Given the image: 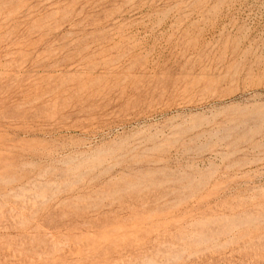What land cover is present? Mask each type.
<instances>
[{
  "label": "rangeland",
  "instance_id": "374dc122",
  "mask_svg": "<svg viewBox=\"0 0 264 264\" xmlns=\"http://www.w3.org/2000/svg\"><path fill=\"white\" fill-rule=\"evenodd\" d=\"M0 264H264V0H0Z\"/></svg>",
  "mask_w": 264,
  "mask_h": 264
}]
</instances>
